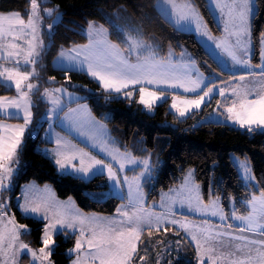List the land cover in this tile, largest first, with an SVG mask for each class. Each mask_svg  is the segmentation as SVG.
<instances>
[{
    "label": "snow or ice",
    "instance_id": "6c2138e0",
    "mask_svg": "<svg viewBox=\"0 0 264 264\" xmlns=\"http://www.w3.org/2000/svg\"><path fill=\"white\" fill-rule=\"evenodd\" d=\"M172 2L173 0H168V3ZM29 3L30 10L25 12L28 17L27 22L20 12H12L7 15L0 14V39L11 35L12 29L16 25L20 26L21 30H31L33 39L28 42V50L23 55V66L25 67L36 64L37 57L40 55L39 49L43 46V41L39 39L37 34L42 19L40 2L29 0ZM248 3L249 0H232V3L227 6L228 20L224 26V32L227 35L222 40L217 41L215 46L230 57L234 65H242L251 69L253 66L250 59L245 58L251 43ZM216 6L221 12L224 11L225 5H222L220 0H217ZM173 9L174 14L177 15V23L195 21L197 31H199L202 20L195 10H190L187 13H175L174 4ZM43 11L51 16L54 10L43 9ZM52 27L53 25H48L49 30ZM87 34L89 42L86 45L76 46L68 52L61 50L60 59L80 68L86 65L88 74L96 79L105 91L123 92L126 98H131L139 86L138 103L147 109H152L154 104L165 99L164 91L159 87L161 85L171 89L182 88L185 92L195 93L196 98L194 99L172 96L171 108L175 109L181 117L194 109L201 108L206 98L216 91L215 85L205 84L202 73L194 74V62L173 63L171 51L167 58H158L154 51H150V45H147L143 40L129 36L127 38L129 55L133 51L137 52L136 62L133 63L118 45L108 41L107 29H104L102 25L97 27L93 22H89ZM203 34L208 35L207 32ZM208 38L215 40L211 36ZM260 43L261 60L264 61V34L260 37ZM5 47L7 51L0 53V58L20 57L21 52L17 50L20 48L18 44L12 43L7 46L0 44V49ZM144 50H149L148 55L140 56L139 52ZM15 63L16 68L14 69L4 68L0 70V78H2L0 84L6 88L14 85L18 94L17 98L13 99L0 96V114H6L11 118L19 116L22 111L23 124L9 126L11 135L7 139L0 137V193L9 190L11 187V180L15 171L11 165L15 162L24 132L32 120L30 93L38 88L36 84L28 82L36 75L35 68L33 67L31 72H22L19 71L21 67L19 59L15 60ZM255 67L259 68L260 72L257 74L249 71L248 76L241 75L239 80L242 82V87L233 90V94L239 99V104L234 102L231 107L225 109L227 120L246 128L250 132L257 129L264 130V63ZM249 77L256 79L250 81ZM51 79L54 80V77ZM256 84L259 85V91L256 90ZM53 91L62 92L63 89H54ZM254 92L256 93L255 98H250ZM219 94L224 96L225 90L221 88ZM45 95H48L47 89H45ZM52 103L58 105L59 100L53 99ZM0 127L3 125L0 124ZM57 143L60 144V140H57ZM99 146L101 151L106 152L112 160H118L120 171L124 170L127 165L137 164H140L144 169L139 175L131 179L126 176L123 178V183L128 185L129 204L117 208V213L120 214L121 219L116 220L94 215L84 216L79 212H73L63 202L38 195L39 190L28 186L23 193L24 204L19 207L25 213L42 214L43 220L50 221L44 227L41 238L43 246L38 250H33L28 244L20 241L22 232H27L28 229L26 225L17 224L14 218L8 221V224L11 225L10 228L3 224V214L7 205L0 203V255L9 256L11 264H16L15 258L18 252L30 253L33 261L39 260L43 264L44 261L48 260L52 249L55 247L56 242L53 234L65 228L75 229L79 225L80 237L76 239L75 248L70 250L78 254L77 260L73 261V264H83L79 253L83 249L84 243H87L89 249L87 259H90L92 264H97V262L98 264H132L138 252L136 241L140 240L143 229H149V236L152 235L151 229L153 227L159 232L161 230L160 225L167 221L168 216L173 213V208L170 204H164L163 197L161 207L165 208L164 212H150L143 207L141 180L150 172L148 159L140 161L131 153H121L118 150L110 149L104 141H100ZM77 154L80 156L81 165L80 168L75 169L77 172L89 173L97 167L107 168L109 179L113 180L117 186L122 183L112 164H106L104 160L97 159L83 151L73 153L70 156L58 152L57 155L64 156V160L57 159L56 163L63 169L67 162L76 159ZM85 157H87L88 163H85ZM240 166L243 168L246 180L254 179L246 162H242ZM190 178L191 171L185 177V185L182 186V189L189 192V196L186 198L189 207L194 204L197 210L201 212L210 211L213 216H219L222 221L229 219V216L220 206L219 197L211 200L208 204L202 203L198 195L199 186L188 187ZM44 191H48L47 186ZM193 192L197 193L194 197L191 195ZM175 202L173 200V203ZM180 203H184V200H180ZM246 205L250 208L247 215L237 216L235 212L232 214V218L243 222L239 229L240 234H233L230 231L233 227L231 224H227L223 230L213 233L211 228L215 226L197 227L174 219L168 222L173 225L180 224V227L185 229L196 227V230L192 231L191 240L196 244L198 264H264V191L260 193L259 197L255 194L251 195V198L246 201ZM124 207H130L132 211L130 213L122 211ZM163 230L168 231L166 227ZM85 232L88 233L86 241L83 239ZM197 232L200 233L199 236ZM246 233L257 234L260 238L250 239ZM223 237L230 239L225 242ZM5 241H7V247H5ZM145 259L144 256L139 257L141 262H144Z\"/></svg>",
    "mask_w": 264,
    "mask_h": 264
},
{
    "label": "trees",
    "instance_id": "16d2710c",
    "mask_svg": "<svg viewBox=\"0 0 264 264\" xmlns=\"http://www.w3.org/2000/svg\"><path fill=\"white\" fill-rule=\"evenodd\" d=\"M194 1L211 31L220 34L221 28L208 0ZM256 1L258 8L252 22V60L259 65L260 37L264 32V0ZM48 3L57 6L62 17L51 36L46 30L43 32L47 39H51V43L45 49L39 65L42 64L47 75L55 78L53 84L82 93L83 100L93 113L108 124L120 147L135 155L153 153L156 156V167L146 185L150 201L158 200L162 190L179 184L189 167L195 168V177L203 188L204 199L209 201L211 194L219 195L225 208H228L229 200L234 198L239 209L244 210L251 195L264 191V131L250 132L227 122L209 120L217 105L216 97L185 117L172 111L170 98L157 104L154 112L150 113L138 103L139 91L131 98L121 97L103 90L98 81L85 71L56 68L52 64L61 48L88 40L84 28L95 20L107 27L110 37L124 48L128 44L122 28L133 30L132 27L137 26L144 40L155 46L160 55L166 56L170 50L177 53L187 50L205 74L210 77L217 75L216 81L227 79L230 72L221 66L194 32L181 30L165 18L157 8V0H50ZM29 7V0H0V12L18 11L27 18L25 12ZM15 91L0 84L1 94ZM47 105L37 93L32 128L41 124L37 136L33 135L32 128L25 134L21 170L14 180L12 191L16 220L31 227L29 235L35 245L41 244L44 221L25 216L16 203L25 182L51 183L59 197H74L79 207L86 211L112 213L122 202L116 195H107L110 186L105 174L84 179L71 173H62L54 160L45 154L44 146L49 142L44 135L47 120L42 121V118ZM6 119L21 120L19 117ZM232 153L249 156L257 185L251 186L244 181L232 160ZM163 229L155 234V242L161 238H171L169 231L172 228L168 227L167 232ZM148 238L147 233L133 261L137 262L146 252ZM74 243V236L58 235L53 251L55 264H70L72 256L68 250ZM153 243L149 245L153 246ZM171 264H197L194 248L191 245L182 246L180 257Z\"/></svg>",
    "mask_w": 264,
    "mask_h": 264
},
{
    "label": "rangeland",
    "instance_id": "374dc122",
    "mask_svg": "<svg viewBox=\"0 0 264 264\" xmlns=\"http://www.w3.org/2000/svg\"><path fill=\"white\" fill-rule=\"evenodd\" d=\"M38 2H40V8H41L40 15H41L42 19H41V23L39 24L37 34H38L39 39L43 41V46L41 49H39L40 55L37 57V62L34 66L33 65H28L26 67L23 66V55L28 50V42L32 41V39H33L32 34L23 37L22 40L20 39V41H22V43L18 44L20 46V48L17 50L21 52V55H20V57L13 58L15 60L19 59V61L21 63V68H22L21 71L22 72L23 71L31 72L33 70V67L35 68L36 75L33 78H31L30 81H28V82H31V83L36 84L38 86L37 89H34L30 93V102H31L30 111L32 112V120L24 132V136L22 138V143L18 149L17 156L15 158V162L12 163V165H11V167H13L15 169L13 176H12V180H11V187L9 190L4 191L3 193H0V203H4L7 205V207L4 210V214H3V224L7 225L10 228L11 225L8 224V221L10 219L14 218L17 224L26 225L28 231L22 232V234L20 236V241L28 244L29 247L33 250H38L43 245H42V243L40 245H35L34 243H32L31 237L29 235V233L32 230L31 227L29 225H27L26 223H21L18 220H16L15 210H14L13 201H12V191L15 187L14 186V180L16 179L17 174L21 170V167H20L21 166V150H22L24 142H25V134L34 125L35 117H34L33 105L36 103L37 93L39 94L41 99L48 104L47 110L45 112V115L43 116L44 118H42V121L48 120V115H50L51 116V118H50L51 122L53 123V126H54V122L56 121V117H57L56 115L63 109V105H62L60 98L58 97V96H60V93L55 92L53 90L54 89H63L62 92H64V93L68 92V91H66L67 87H65L63 85L53 84L55 82V78H54V80L51 79V78H53V76L47 75L46 69L41 67L42 64H41V66L39 65V62L43 58V54H44L45 49H47L48 45L51 43V39H47L46 36L43 34V32H44V30H46L48 32V35H50V36L52 35L56 24L60 21V19L62 17V12L58 9L57 6L49 4L48 2H50V0H42V2H41V0H38ZM255 5H256L255 12H256L257 8H258L257 7V1H256ZM43 9H53L54 11H53V14L51 16H49L46 12L43 11ZM29 10H30V7H29ZM221 17H224V16L223 15L220 16V20H218L219 21L218 23H219V25L223 26V28H222L223 29V35L225 37L227 34L224 32V26H225V22L228 19L225 20L224 18L222 19ZM252 19L250 18V14H249V23L251 21V24H249L250 25V31H251V43L249 45V50L250 49L252 50L251 54L249 52V56L252 55L254 52L253 39H252V22H253ZM90 22H93L97 27L102 25L104 29H107V35H110L109 29L107 27H105L101 22L95 21V20H92ZM48 25H53L51 30H49ZM132 28H133L132 31H129L127 28H122V33H123L124 38L127 41V43H128L127 38L129 36H131L133 38L143 40L147 45L153 46L152 44L147 43L144 40L143 36L141 35V31L137 26L132 27ZM87 30H88V25L84 28V32L86 34H87ZM263 34H264V32H263ZM87 36H88V34H87ZM88 39H89V37H88ZM210 40L211 39L207 40V38H204V41L207 44L208 49L211 51L210 53L211 54L213 53L215 58L219 61V63H221L222 67L223 66L225 67L227 63H226L224 55L217 52V50L213 47L214 42L210 41ZM6 42L9 43L10 41L6 40ZM33 42H35V41H33ZM2 44H6V43L2 42ZM68 48H71V47H64V48H61L59 50L58 54L53 58V61H52L53 66L56 68H61V69L80 70V71L87 72V66L86 65L83 68H80V67L69 64L67 61L60 59L61 50L68 52L69 50H71ZM73 48L74 47L72 46V49ZM132 53L137 56V52L133 51ZM139 55L140 56L141 55H143V56L148 55L147 50L139 52ZM261 62H262V60H261ZM44 64L45 63H43V66H44ZM1 67L2 66L0 65V68ZM254 79H256V78H254ZM58 86H60V87H58ZM241 87H242L241 81H238V82L231 81L227 84L222 85L221 88H223L226 92H228V94H230V93H233L234 89H239ZM10 88L15 89L14 85H13V87H10ZM45 89L48 90V95H45ZM129 90H131V89H129ZM136 90L134 91V94L138 91V90L137 91ZM256 90L259 91V85H257V84H256ZM80 94H82V93H80ZM115 94H117L121 97H125L123 92L115 93ZM138 95H139V93H138ZM164 95H165V93H164ZM17 96H18V94L16 92V95H13V96L5 93V95L3 97L13 99V98H17ZM178 96L181 97V95H178ZM53 99H58L59 104L54 105L52 103ZM163 101L157 102L156 104H154L152 109H147L145 107L144 108L147 111H149L150 113H152V112H154L155 106L159 103H162ZM224 103H225V106H224L225 108L223 107L221 109L223 111H225V109L227 107H231L232 104L234 103V101L229 100L228 102L225 101ZM172 111H174V110L172 109ZM174 112H176V110ZM177 114L179 115V113H177ZM187 115H185V116H187ZM22 116H23V112L21 111L19 116H16V117L21 118V120H19V121L0 119V124L3 125V127H0V137H4L5 139H7L11 135V129L9 128V126L16 125V124H23ZM185 116H183V117H185ZM209 120L227 122L233 126L240 127L238 124L227 120L226 115H223L222 112L215 113L214 118L209 119ZM40 124H39V126H40ZM39 126L32 128L33 129L32 133L34 136L38 135ZM241 128H243V127H241ZM50 130L51 131L49 133H50V135L53 136V139L60 137V133H59V131H57V129H55V127H54V129H50ZM64 130L68 131L67 128H65V127H64ZM257 130H261V129H257ZM57 135H59V136H57ZM45 139L48 141L47 136H45ZM49 144H51V143H48L44 146L45 154H46V150H47ZM58 148H61V150H64V151L68 150L67 145H65L61 142H60V144H58ZM118 150L121 153H123V152L131 153V155L133 157L137 158L140 161H142L144 159L149 160L150 172L141 180V191L143 193V207L150 212H156V213L164 212L165 208L161 207L162 197H163L164 198V201H163L164 204L165 205L170 204L173 208V213L168 216L167 221L163 222L160 225V229H163L165 227L166 228H168V227L172 228L171 231H169V233H170L169 236H171V238H169V239L161 238L160 241L155 242L154 236L158 232L156 231V228L153 227L151 229L152 235L149 236V238H148V244L146 246V252L141 255V256L146 257L145 261L144 262H141L140 260H138L137 262L133 261L132 264H171L175 261V259L180 257L182 246L186 247L187 245H191L194 248L196 258H197L196 244L194 241L191 240L192 231H195L196 227H193L191 229H185V228L180 227V224L173 225L172 223L168 222V221H171L173 219L180 221L182 223H189L190 225L197 226V227L198 226H203V227L215 226V227L211 228V231L213 233L216 231L223 230V228L227 224H231L233 227H232V229H230V231H232L233 234H240L239 229L242 226L243 222L235 220L234 218H232V214H233V212H235V215H237V216L247 215L248 212L250 211V208L246 205L244 210L239 209L234 198H231L229 200L228 208H225V206L223 205V201H222L221 197L219 195H215V194H211L209 201H206L204 199V195H203V188H202L201 184H199L198 181L196 180L194 167H189L187 169V171L184 174L182 181L179 184H176V185L170 187L169 189L162 190L160 198L158 200L150 201L146 185L149 182V180L151 179L152 174L154 172V169L156 167V156L153 153H148L146 155H135L131 151L125 150L124 148H120ZM97 152H98V150L96 149V153ZM98 153H100V152H98ZM64 155H67V154H64ZM231 157H232L233 162L237 166L241 176L243 177L244 181L251 186L257 185L256 177H255L253 167H252V162H251V159L249 158V156H247V155L241 156L240 154L232 153ZM104 161L106 164H109V163L112 164L113 169L117 170V175L119 176V178L122 181V183L119 186H117L113 180L109 179L107 168L97 167L89 173H82V172H77L75 170V169H77L76 167L70 166L71 162H67L68 165L66 163L65 169H68L70 171H65L63 173H71L73 175L82 177L84 179H91L97 174H105L107 176L108 183L110 186V188L107 190V195H110V194L116 195L122 199V202L120 203L118 208H121V206H127L129 204L128 185L123 183V178L126 176L129 179H131L132 177L139 175L142 171H144L143 167L140 164L127 165L124 170L120 171L118 160H112V158L109 156V158H107ZM242 162H246L248 165L249 171H250L252 177L254 178L251 181H248L244 178L243 168L240 166V164ZM71 169L74 172H71ZM189 171H191V178L188 181V187H191L192 185H198L199 186L198 195L200 196L203 204H208L211 200L215 199L216 197H219L220 198V206L224 209L225 213L229 216V219L222 221L219 216H213L210 211L209 212H201V211L197 210V208L195 207L194 204L192 207H189V204H188L187 199H186L189 196V192L187 190L182 189V186L185 185V177L188 175ZM28 186H32L34 189L39 190L38 195L45 196V197L52 199V200H55L57 202H63V204L65 206L69 207L73 212H79V213L83 214L84 216H93L94 215L97 217H110V218H113L116 220L121 219L120 214L117 213V210L112 212V213H102V212L83 210L81 207H79V205H78V203L74 197H71V196L67 197V198L59 197L54 186H53V184H51V183H39V182L33 181V180L29 181V182H25L22 185L20 194L16 198V203L18 204V207L20 205L24 204L23 193ZM46 186H47L48 191H44ZM191 195L194 197L195 195H197V193L193 192V193H191ZM256 196L259 197L260 194H258ZM173 200H175L176 202L173 203ZM180 200H184V203H180ZM20 210L25 216H31V217H35L37 219L43 220L42 214L33 215L31 213L23 212L21 208H20ZM122 211H128L130 213L132 211V209L130 207H124V208H122ZM49 215L51 216V213H49ZM43 221H44V227H45V224L50 223V221H48V220H43ZM43 231H44V229H43ZM61 233H63L66 237L74 236L75 237V243H76V239L78 237H80V226L77 225L75 227V229L65 228V229L58 231V232H55L53 234V238L55 239V242H56L55 247L52 249L51 255L48 257V260L44 261L43 264H55L54 260H53V251L55 250L57 242H58V235ZM147 233H149V229L144 228L142 233H141L140 240L136 241L138 249H139L140 244L144 241L143 240L144 235H146ZM197 235L199 236L200 233L197 232ZM246 235H248L250 239H259L260 238L257 234H253V233H246ZM42 236H43V234H42ZM174 236H178V237H174ZM87 238H88V233L85 232L83 239L86 241ZM162 239H165V240H162ZM223 239L225 242H227L230 238L229 237H223ZM152 242H154L152 244L153 246H150L149 244ZM75 243L68 250L69 254L72 256L70 264H73V261L77 260L78 254L70 251L71 249L75 248ZM5 247H7V241H5ZM153 248H154V251H153ZM88 252H89V249H88L87 243H84V247L81 250V252L79 253L80 259L83 261V264H92L91 260L87 259ZM37 254H39V253H37ZM15 259H16V264H41V261H39V260L33 261V258H32L30 253H19L18 252ZM5 262H7V264H11V260H10L9 256L0 255V264H5ZM97 264H98V262H97ZM197 264H198V260H197Z\"/></svg>",
    "mask_w": 264,
    "mask_h": 264
},
{
    "label": "crops",
    "instance_id": "0c3cea01",
    "mask_svg": "<svg viewBox=\"0 0 264 264\" xmlns=\"http://www.w3.org/2000/svg\"><path fill=\"white\" fill-rule=\"evenodd\" d=\"M208 3H209V6H210L217 22H219L218 20H220L221 15L224 16V17H221L222 19L223 18L225 20L228 19V8H227V6L232 3V0H220V3L222 5H225L223 12H221L220 9L216 6L217 0H208ZM255 3H256L255 0H249V3H248V7L250 8L249 14H250L251 19L254 17V15L256 13L255 12V10H256ZM156 4H157V8L160 11V13L165 18L170 20L177 28H179L181 30H185V31L194 32L197 35L198 39L201 41V43L205 46V48L209 52H211V51L208 49V46L205 43L204 38H207V40L209 39L208 38L209 36L215 38V40L211 39L210 41L214 42L213 47L217 50V52L224 55L227 64L225 67L223 66V68L225 70H228V72H230L228 78L225 80L216 81L217 75L210 77L209 75L205 74L200 69L198 63L196 62V60H195L194 56L191 54V52H189L187 50H184V51L179 52V53L175 52L174 50H170V51L172 53V62L173 63L179 64V63H193L194 62V68H193L194 74L195 73H202L204 78H205V84H207L209 86H212V85L216 86V91L213 92L211 94V96L206 98V100H205V103H207L211 99H213L214 97L217 98V105L215 107L213 114L211 116H209V119H213L215 113H218V112L219 113L222 112L223 115H227V113L225 111L221 110L225 106L224 102L225 101L228 102L230 100V101H234L238 104L239 99L233 93L228 94V92H226V91H225V95L221 96L219 94V90L221 89L222 85H224V84H227L231 81H236V82L240 81L239 77L241 75L248 76L249 71L255 72L257 74L260 72V69L255 67L257 64H255L252 60L253 54L249 56V52L251 54L252 50L251 49L248 50L247 57H245V58L250 59V63L253 66L251 69H249L246 66H242V65H234L232 60L230 59V57H228L226 54H224L220 48H217L215 46L217 41H220L224 38L223 29H222L223 26L219 25L221 28L220 34L213 33L210 30L209 26L207 25L206 21L204 20L201 12H200V10H199V8L196 5L194 0H173L172 3H168V0H157ZM173 4L175 5V13H180V12L187 13L190 10H195V12L199 15V17L202 20V24H201L199 31H197L195 21L177 23V15L174 14ZM186 5L188 7H185ZM12 12H18V11L0 12V14H6L7 15V14L12 13ZM22 17L25 20V22H27L28 17L26 18L23 15H22ZM249 24H251V21ZM129 31H132V30H129ZM205 32H207L208 35H204L203 33H205ZM31 34L32 33H31L30 29L21 30L20 26L16 25L13 27L11 35L5 36L3 39H0V43L2 44V42H5L7 45L12 44V43L21 44L22 41H20V39L22 40L23 37H25L27 35H31ZM107 39L111 43L118 45L119 48L124 52L125 56L131 62H133V63L136 62L137 56L134 55L133 53H131L129 55V51H128L129 46L128 45L126 48L122 47L116 41L111 39L110 35H107ZM6 40H8L10 42L7 43ZM88 42H89V39L84 43L75 44L72 46L73 47L82 46V45H86ZM6 44H3V45L7 46ZM72 46H69L71 48H68V49H72ZM6 51H7L6 47L4 49H0V53H5ZM148 51L149 50H147V54H148ZM150 51H154L158 58H167L168 54L170 52L169 51L166 56L160 55L157 52L155 46H151ZM212 55H213V53H212ZM141 56H143V55H141ZM261 63H264V62L262 61ZM0 65L2 66L0 68V70H2L4 68H7V69L16 68L15 59H13V58H11V59L0 58ZM21 69L22 68L20 67L19 71H21ZM0 79H2V78H0ZM249 80L254 81L255 79L253 77H249ZM144 86H147V85H144ZM11 87H13V86H11ZM58 87H60V86H58ZM159 87L161 90L164 91V93L166 95L164 101L167 98H170V106L172 104V96L173 95H176V96L181 95V97L184 99L196 98L195 93L185 92L184 89H182V88L171 89V88H167V86H164V85H161ZM138 88H139V86H137L136 89L138 90ZM66 89H67L66 91H68L66 93L59 92L60 96H58V97L60 98V100L62 102L63 109L56 115L57 117H56V121L54 122V126H53V123L51 122V119H50L51 116L48 115L47 126L45 129L44 135L47 136L48 142L51 144L48 145V148L46 150V154L48 156H50L54 160L55 163H56L57 159H61L62 161L64 160V156H58L57 155L58 152H61V153H64V154H67L70 156L73 153H79L80 151H83L85 153H88L91 156L96 157L97 159L106 160L107 158H109V155L106 152L101 151V148L99 146L100 141L106 142L107 146L110 149L118 150L122 147L119 146L116 138L111 133V129L108 126V124L105 121L98 118L93 113L89 104L83 100L82 95L80 93L74 91V90H71L68 87ZM154 90H155V86H154ZM197 91L199 92V90H197ZM7 94H10L13 96V95H16V91L14 93H7ZM4 95L5 94H0V96H4ZM255 95H256V93H253L250 98H255ZM204 104L201 106V108L204 106ZM81 106H86V107H81ZM201 108L194 109L192 111L200 110ZM171 109H173V108H171ZM173 110L175 111V109H173ZM192 111H190L188 114H190ZM14 117H16V116H14ZM6 118H8L7 115L0 114V119L9 120ZM54 127L60 133V137H58L56 139H53V136L50 135V133H49L51 131L50 129H54ZM64 127L67 128L68 131H65ZM57 136H59V135H57ZM57 140H60L61 143L67 145L68 150L64 151V150H61V148H58ZM96 149L101 154L98 152L96 153ZM70 162H71L70 166H74L76 168L81 167L80 156L78 154L76 155V159L71 160ZM85 163H88L87 157H85ZM56 165H57L58 169H60L62 171V173L65 171H70V170L65 169V168L62 169L57 163H56ZM67 165H68V163H67ZM71 172H74V171H72V169H71Z\"/></svg>",
    "mask_w": 264,
    "mask_h": 264
}]
</instances>
